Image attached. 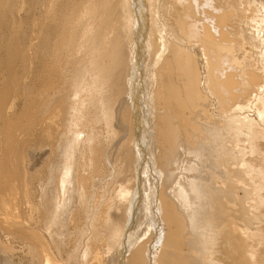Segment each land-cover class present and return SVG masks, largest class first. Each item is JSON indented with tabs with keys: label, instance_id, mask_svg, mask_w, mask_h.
Instances as JSON below:
<instances>
[{
	"label": "bare ground",
	"instance_id": "obj_1",
	"mask_svg": "<svg viewBox=\"0 0 264 264\" xmlns=\"http://www.w3.org/2000/svg\"><path fill=\"white\" fill-rule=\"evenodd\" d=\"M0 38L1 264H264V1L0 0Z\"/></svg>",
	"mask_w": 264,
	"mask_h": 264
},
{
	"label": "rangeland",
	"instance_id": "obj_2",
	"mask_svg": "<svg viewBox=\"0 0 264 264\" xmlns=\"http://www.w3.org/2000/svg\"><path fill=\"white\" fill-rule=\"evenodd\" d=\"M258 1H264V0H258ZM19 7L23 10V8H24V6H22V5H19ZM3 8H5V7H3ZM255 23H253V22H250V30H254L255 28L253 27V25H254ZM31 38V37H30ZM29 38V39H30ZM0 41L2 42V39L0 38ZM3 43V42H2ZM248 43V42H247ZM248 46H246V47H248L249 48V44H247ZM251 51V50H250ZM256 66H257V69H259V67L260 66H258L257 65V63H256ZM3 78H4V76H3V69H0V84H1V82L3 81ZM19 93V92H18ZM16 95H17V91H15L14 92V97H16ZM17 103H15L14 102V104H16V110H18L19 109V111H20V109H22V101L20 100V97H17V100H15ZM243 136H245V135H243ZM187 143H189V141H187ZM244 144H247L248 145V143H247V141L244 143ZM260 144L264 147V142H260ZM225 145L227 146V147H230L231 146V143H229V142H226L225 143ZM236 155H238L237 153L234 155V157H232V156H229V155H224V158L225 159H227V161L230 163V167H232V166H234V164H235V162H237V157H236ZM47 156L48 155H44L43 156V158H41V159H38L37 161V164L35 165V167H38V166H40V165H42V164H44L45 163V161L47 160ZM54 161H52L51 163H53ZM52 172H54V174L53 175H56V173L58 172V167H53V171ZM48 178V177H47ZM47 178L45 179V178H43V180H44V182H46V180H47ZM40 228V230L44 233V235H45V237L47 238V240H48V242L51 244V246L52 247H54V249H55V243H54V240H53V234H52V232H49L48 230H45L42 226H40L39 227ZM63 236L64 235H62V236H60V237H58V238H63ZM3 237H4V234L0 231V238H1V240L3 239ZM4 241H6L5 243L6 244H8L9 246H11L12 245V252L14 253H12L11 252V255L13 256V261H15L17 264H38L37 263V259H35V260H30L27 256H25V254L29 251V249L27 248V246L25 245V241L24 240H21V239H19V238H15V240L13 241V240H11L10 242L9 241H7V239H4ZM8 242V243H7ZM12 243V244H11ZM161 244V243H160ZM160 244H159V247H160ZM158 247V248H159ZM15 252H14V251ZM159 250H160V248H159ZM55 254L64 262V260H63V258H62V254L61 253H59L56 249H55ZM11 256V257H12ZM38 258L40 259V256H38ZM153 261H151V263H152ZM1 264V263H0Z\"/></svg>",
	"mask_w": 264,
	"mask_h": 264
}]
</instances>
